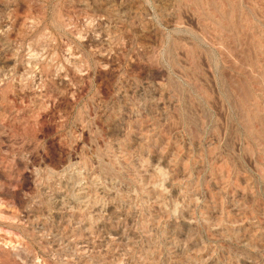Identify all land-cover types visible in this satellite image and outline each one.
<instances>
[{"label":"rangeland","instance_id":"rangeland-1","mask_svg":"<svg viewBox=\"0 0 264 264\" xmlns=\"http://www.w3.org/2000/svg\"><path fill=\"white\" fill-rule=\"evenodd\" d=\"M0 264H264V0H0Z\"/></svg>","mask_w":264,"mask_h":264}]
</instances>
